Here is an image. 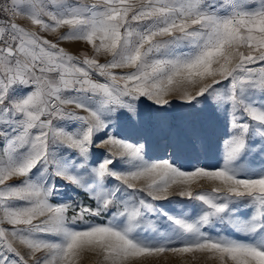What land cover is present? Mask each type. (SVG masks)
Returning <instances> with one entry per match:
<instances>
[{"label":"snow or ice","instance_id":"1","mask_svg":"<svg viewBox=\"0 0 264 264\" xmlns=\"http://www.w3.org/2000/svg\"><path fill=\"white\" fill-rule=\"evenodd\" d=\"M86 252L264 264V0H0V264Z\"/></svg>","mask_w":264,"mask_h":264},{"label":"rangeland","instance_id":"2","mask_svg":"<svg viewBox=\"0 0 264 264\" xmlns=\"http://www.w3.org/2000/svg\"><path fill=\"white\" fill-rule=\"evenodd\" d=\"M89 2H91V0H89ZM24 21L25 22H18V24L20 26H23L26 30H30V31L37 30L35 28V26H33L31 24L30 20H28L26 17H24ZM65 32H67V28L59 29L58 33L42 32L40 34L43 36H46L48 39L52 40L53 42H58L60 47H63L66 51H68L69 53H71L73 55L79 56L81 59L83 58V55H87V56L93 55L91 47L84 42H81V41H57V35L63 34ZM97 58L99 59V61L101 63H105L111 59L110 57H107V56H99ZM114 71H116L117 73H121V72L128 71V69H116ZM68 107L71 108V106H68ZM184 118H185L184 112H183L182 108H180V107H178V108H176V109H174L168 113V119L171 122V124L173 125V127L179 126L182 123V121L184 120ZM203 120H204L206 125L214 126L217 128V130L222 128V124H218L215 121V118L212 117L210 114L205 116L203 118ZM100 150L104 151L106 149H100ZM210 159L214 160V157H210ZM201 187L203 190L210 191L212 185L207 184V183H202ZM81 198L84 199L85 203H88L86 198H84V197H81ZM69 214L71 215V213H69ZM95 222L102 223L104 221L97 219ZM5 227H7V225H5ZM183 259H189L190 260V257H185ZM181 262H182L181 257L173 256L171 254L166 253L162 257H160L158 260L156 258H153V259L147 261L146 264H181ZM77 264H105V262L103 261L102 257L97 256L96 254L91 253V252H86L78 259ZM196 264H211V261L201 260V261L196 262Z\"/></svg>","mask_w":264,"mask_h":264},{"label":"built area","instance_id":"3","mask_svg":"<svg viewBox=\"0 0 264 264\" xmlns=\"http://www.w3.org/2000/svg\"><path fill=\"white\" fill-rule=\"evenodd\" d=\"M21 7H23V6H21ZM15 22L18 24V22H25L24 21V17L23 16H21V17H17L16 18V20H15ZM95 78V77H94ZM102 79V78H101Z\"/></svg>","mask_w":264,"mask_h":264}]
</instances>
